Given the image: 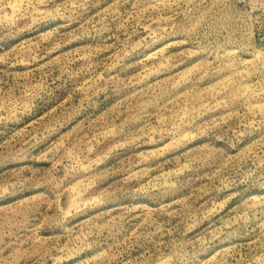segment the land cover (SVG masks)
Instances as JSON below:
<instances>
[{
  "label": "rangeland",
  "instance_id": "rangeland-1",
  "mask_svg": "<svg viewBox=\"0 0 264 264\" xmlns=\"http://www.w3.org/2000/svg\"><path fill=\"white\" fill-rule=\"evenodd\" d=\"M0 264H264V0H0Z\"/></svg>",
  "mask_w": 264,
  "mask_h": 264
}]
</instances>
